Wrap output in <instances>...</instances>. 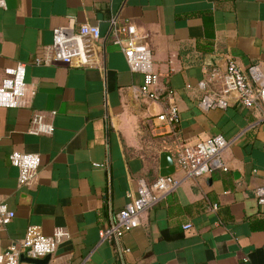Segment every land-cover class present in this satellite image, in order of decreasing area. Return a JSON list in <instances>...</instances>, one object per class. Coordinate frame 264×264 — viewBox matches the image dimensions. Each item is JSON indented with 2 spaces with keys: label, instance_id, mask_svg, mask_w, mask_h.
<instances>
[{
  "label": "crops",
  "instance_id": "0c3cea01",
  "mask_svg": "<svg viewBox=\"0 0 264 264\" xmlns=\"http://www.w3.org/2000/svg\"><path fill=\"white\" fill-rule=\"evenodd\" d=\"M0 8V84L7 68L25 64L22 107L0 106V200L16 216L0 227V253L31 225L51 236L68 232L54 264H264V108L233 99L225 108L200 105V81L230 59L264 73V0H6ZM138 29L137 44L151 50L159 99L141 95L144 76L133 72L112 42V19ZM74 22L102 32L99 64L38 65L54 29ZM218 56L214 65L206 55ZM33 90L34 94L30 93ZM174 103L175 127L158 118ZM55 112V113H53ZM43 113L55 130L28 132ZM216 134L229 141L228 170L187 177L176 148ZM14 151L37 152L39 174L18 184ZM172 154L176 190L142 214L120 240H102L139 180L161 175L162 153ZM192 227L185 229L184 225Z\"/></svg>",
  "mask_w": 264,
  "mask_h": 264
},
{
  "label": "built area",
  "instance_id": "2783aa9c",
  "mask_svg": "<svg viewBox=\"0 0 264 264\" xmlns=\"http://www.w3.org/2000/svg\"><path fill=\"white\" fill-rule=\"evenodd\" d=\"M6 0H0V8H6ZM112 42L119 46L133 72L143 74L144 81L140 87L141 95L150 99H159L156 89L158 75L153 66L150 49L137 44L138 29L129 22L118 23L112 19ZM102 32L97 24L83 23L78 27L74 22L54 29L53 40L45 52L35 58L38 65H54L64 63L77 67H90L99 64ZM25 64L19 62L15 67L5 70L6 76L0 84V106L22 107L26 103L28 88L25 82ZM203 95L200 105L205 109L214 107L225 108L233 99L243 105L264 108V73L256 64L244 70L235 60L230 59L226 68H213L206 79L200 81ZM30 93L34 94L31 90ZM55 113V112H53ZM165 124L175 127L180 120L179 109L171 103L158 115ZM54 124L48 122L43 113H36L31 119L28 132L34 135H50L54 132ZM229 141L223 134H216L196 142H183L176 148L177 168L187 177H201L216 170H228L223 158L224 150ZM11 163L19 170L18 184L20 187L32 185L39 174L41 156L37 152L14 151L10 154ZM182 179L171 174L159 176L150 184L144 179L139 180L136 190L127 191L128 201L117 212L115 220L100 232L102 240L115 242L120 252L129 251L122 248L120 240L126 233L141 223L144 212L154 207L163 195L170 193L181 184ZM257 198L264 204V183L257 189ZM16 216L9 205L0 200V227L7 225ZM191 224L184 225L185 229ZM68 232L57 229L51 236L43 234L39 226L31 225L25 236L0 253V264H34L22 260V256L43 259L53 255L58 244ZM46 264H54L51 259Z\"/></svg>",
  "mask_w": 264,
  "mask_h": 264
},
{
  "label": "water",
  "instance_id": "95a60500",
  "mask_svg": "<svg viewBox=\"0 0 264 264\" xmlns=\"http://www.w3.org/2000/svg\"><path fill=\"white\" fill-rule=\"evenodd\" d=\"M218 59V56L208 54L205 57V62L208 65H214L215 61ZM176 167L174 164V160L172 157V154L170 152H163L162 153V165H161V175L162 176H168L175 172ZM51 255L46 256L43 259H33L28 258L25 256H22V260L34 263V264H46L48 261H50Z\"/></svg>",
  "mask_w": 264,
  "mask_h": 264
}]
</instances>
